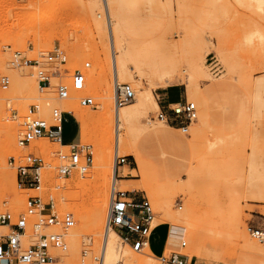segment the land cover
Masks as SVG:
<instances>
[{"label": "rangeland", "instance_id": "374dc122", "mask_svg": "<svg viewBox=\"0 0 264 264\" xmlns=\"http://www.w3.org/2000/svg\"><path fill=\"white\" fill-rule=\"evenodd\" d=\"M105 2L116 52L125 63L119 83L131 85L136 94L121 108L130 116L122 130L128 144L119 154L135 170L125 179L130 182L118 183L117 188L130 191L131 185L149 182L147 190L137 192L151 202L154 226L163 225L153 237V251L162 252L168 233L165 254L180 252L194 258L193 264H264V242L250 233L251 228L264 232V0H0V51L5 50V56L21 51L33 59L37 53L60 49L67 55L61 69L69 76L84 71L88 79L84 93L73 92L72 99L59 101L57 86L62 79L53 78L52 86L43 88L36 69L7 70L12 84L0 92V204L6 203L17 217L26 213L28 198L38 194L19 188L17 171L8 164L10 157L22 159L31 151L43 154L50 166L45 172L54 183L51 178L58 162L51 153L68 151L48 139L34 141L27 149L19 147L22 121L30 107L38 104L48 121L52 108L86 114L88 134L82 136L80 117L73 114L79 120L76 125L75 119L64 116L62 140L76 141L79 132L82 145L92 146L94 164L88 174L94 173L95 180L82 183L75 171L63 182V190L55 193L59 212L72 213L76 222L65 234L68 251L57 252L63 259L57 264H81L85 241L92 242L94 255L104 250L109 233L92 230L90 221L99 205L107 221L114 185L113 178L103 184L99 178L104 169L96 168L105 155L115 166L116 154V80ZM212 57L223 69L218 77L212 74ZM160 58L176 61L178 69L157 72L154 61ZM170 86L180 87L184 100L197 106L198 120L187 133L157 120L159 108L150 94L160 104L158 94ZM86 94L96 99L97 108L79 105L78 98ZM134 152L144 159L143 173ZM159 193L171 203L169 211L161 209ZM42 196L46 200L47 191ZM101 196L108 201L106 209ZM35 241L28 231L25 245ZM182 241L187 242L186 249L181 248ZM114 244L125 259L111 264H159L150 249L137 253L118 237ZM89 264L94 263L89 260Z\"/></svg>", "mask_w": 264, "mask_h": 264}, {"label": "built area", "instance_id": "2783aa9c", "mask_svg": "<svg viewBox=\"0 0 264 264\" xmlns=\"http://www.w3.org/2000/svg\"><path fill=\"white\" fill-rule=\"evenodd\" d=\"M11 50V49H8ZM5 50L0 51V92L9 90L12 84L8 69L19 70L23 68L36 69L37 81L40 87L52 86L53 78L62 79L57 86V99L59 101L69 100L71 94L84 93L87 89L88 79L86 73L75 70L69 76L67 70L61 66L67 64V55L60 49L52 52H40L36 57L30 59L21 51H14L5 56ZM213 75L218 77L223 69L215 57L211 58ZM90 68V63H86ZM7 68V69H6ZM135 91L129 84L117 85L114 91V106L117 109L132 102ZM95 98L89 94L78 98L82 107L97 108ZM38 104L30 107L28 114L22 121V133L18 139V145L27 149L32 142L48 139L62 148H68L67 152H52L51 156L58 164L55 167L54 183L45 172L48 168L43 154L39 152H28L22 159L10 157L8 164L17 171V183L19 188L36 191L38 194L30 196L26 203V213L15 215L6 207V203L0 204V264H57L62 262V257L57 252L67 253L68 245L65 234L75 227L74 215L70 212L60 213L58 210L59 198L55 193L63 190L65 180L73 172L87 174L93 167L94 150L92 146L76 144L64 147L62 142L64 114L61 108H52L51 120H47L41 114ZM69 113V112H68ZM198 119V109L195 103L184 100L183 102L169 104L160 107L157 120L167 126L178 127L187 133L190 126ZM1 137V135H0ZM116 175L119 176L121 168H127L129 174L123 179L132 176V164L125 156L115 154L114 157ZM50 167V166H49ZM51 183V184H50ZM48 189V190H47ZM52 189V190H51ZM47 191L45 200L42 193ZM50 191V192H49ZM52 191V192H51ZM181 209V208H180ZM155 213L151 202L146 197L138 196L137 191H123L114 184L111 190L108 206V217L105 225L107 231H116L122 241L130 245L135 252L149 249L150 239L154 226ZM54 229L51 233H42L43 229ZM28 231L36 236V241L31 245H25L24 237ZM251 236L256 240L264 242V232L259 229H250ZM92 242H83L81 251V264H103L102 250L99 255H94L91 250ZM187 242H181V248L186 249ZM159 264H193L194 258L180 252H171L157 258Z\"/></svg>", "mask_w": 264, "mask_h": 264}, {"label": "bare ground", "instance_id": "6f19581e", "mask_svg": "<svg viewBox=\"0 0 264 264\" xmlns=\"http://www.w3.org/2000/svg\"><path fill=\"white\" fill-rule=\"evenodd\" d=\"M103 7H104L103 11H105V18H106L105 21L107 22L106 24H107V28H108V31H109L108 40H109L110 47H111V50H112V55H111V58H112L111 60L112 61H111V63L113 64V68H112L113 70L112 71H113L114 78L116 80L115 81V88H116L117 85H123V84L119 83L118 79H120V72H122L124 70V68H125V63H124L123 57H118V52H116L114 35H113V31H112V21H111V17H110V10H109L108 2H105ZM101 16L98 15V17L100 19H103V17L101 18ZM119 52H122V50L119 49ZM173 62H174L173 60L167 62L165 59L160 58V59H157V60L154 61V65L156 66L157 72H160L163 68H165V69L168 68V69L174 70L177 67H176V61H175V64ZM178 64L179 63L177 61V65ZM194 68L198 69L196 64L194 65ZM190 74H191V72H190ZM135 97H136V94H135ZM150 98L152 100H154V96H153L152 93L150 94ZM70 99H72V94H71V98ZM135 99L136 98H134V100ZM65 101H68V100H65ZM127 105H125V106H127ZM125 106H123V107H125ZM121 108L117 109L115 107V109L117 110L116 114H115V125H116V129H115V145H116V148H115V150H116V154H120V152L122 150V147L126 146L128 144L127 140L124 139V136L122 135V130L124 129V123L126 122L127 118L130 116V112L128 110L121 109ZM71 112H73V111H71ZM81 117H82V123H83L82 124V126H83L82 127V134H83V136H85V135L88 134V131H89L88 130L89 122H88V118H87L88 116L86 114H82ZM161 134L162 133H160L159 135H161ZM133 156L135 158V162H136L140 172L143 173L145 171V167L146 166L144 164V159H143L142 155L139 152H134ZM97 159L99 161L100 157H98ZM99 162L100 163L96 165V168H100V169L103 168L104 169V171H102V173H104V175L103 174L101 175L103 177L99 178V180H101L103 184H107V182L113 178L114 184H117V186L119 184L123 185V183L119 182V180H118V177H120L121 173L119 174V176L116 175V169H115V166L113 165L112 158L110 156H106L105 155V157L102 158V160H100ZM93 164H94V162H93ZM97 170H99V169H97ZM93 174L92 173L91 174L87 173L85 175L78 174L77 176L79 177L78 178L79 181L80 180L81 181L85 180L87 182H91V180H95V176ZM121 175H123V173ZM77 176H76V179H77ZM96 179H98V177ZM146 181H147V179L144 180V183L140 181L141 183H143L142 186L137 185V184L133 185V187H132L133 189L132 190H147L148 187H149L147 183H149V182L146 183ZM82 183H83V181H82ZM128 192H131V191H128ZM162 195L163 194H161V193L157 194V198H158L159 204L161 206V209L163 211H166V210L169 211L171 209V203H169V202L165 203L163 201V196ZM101 198L103 200V207H104V209H106L108 201L104 200L103 196H101ZM107 198L108 197H106V199ZM103 215L104 214L102 213V206L99 205L97 207V210L93 213V215L91 217L92 219L90 221V224H91V227H92L91 229L92 230L99 231L100 233L103 232V230L105 229L104 225H106V218ZM107 217H108V214H107ZM155 218H156V216H155ZM184 219H185L184 216H182V218H180V220H182V221ZM154 223H155V219H154L153 225H154ZM44 229H47V228H44ZM106 232L109 233V234L107 235L108 237L105 240L104 250L102 249L103 264H108V263L111 264V263H115L118 260L125 259V256L119 255V252L116 250V247H115V244H114V238L115 237H118V238H120V240H122L120 235L114 230H110V231L106 230ZM27 235H28V233H27ZM27 235H25V237H27ZM143 251L137 252V253H142ZM74 252H75V247L73 245H71L70 249H69V254L72 255ZM147 258H149V260L151 259V260L154 261L155 257L153 255H148ZM127 263L129 264L128 261H126V264Z\"/></svg>", "mask_w": 264, "mask_h": 264}, {"label": "crops", "instance_id": "0c3cea01", "mask_svg": "<svg viewBox=\"0 0 264 264\" xmlns=\"http://www.w3.org/2000/svg\"><path fill=\"white\" fill-rule=\"evenodd\" d=\"M183 81L186 83V85L188 86V89L191 90V84L190 82L188 81V78L187 77H183ZM153 96H154V99L156 101V107L160 109V107H167L169 104H175V103H179V102H183L184 99H185V96H184V93L182 92V89L178 86H170V87H167V88H164L162 90V92L160 94H158V97L160 99V104L155 96V94L153 93ZM76 115L77 117H80L81 118V122H82V117L81 115L79 114H76V113H73V112H66L64 114V116H70L72 117L73 119L76 120V125H77V122L79 121L74 115ZM83 136V134H82ZM63 142V140H62ZM82 143L81 141V138H80V134L78 132V139L76 141H69L67 143H62L64 147H70L72 145H76V144H80ZM132 172V171H131ZM123 175H120V178H122L121 180H119V182H130V181H127L125 179H123L124 177H126L127 173H129V170L128 169H125V171L122 172ZM121 173V174H122ZM133 185L129 186L128 187V190L130 191H137V190H132L133 188ZM160 227H163V225H158L155 230L153 231V234H152V237L150 239V243H149V249L150 251L153 253V255L157 258H160L162 255H164V253L166 252V246H167V240H168V233H167V237L165 239V244H164V247H163V250L160 254H157L153 251L152 249V241H153V237L155 235V233L157 232V230L160 228ZM202 254V252H201ZM193 257H197L199 258L198 255H193Z\"/></svg>", "mask_w": 264, "mask_h": 264}]
</instances>
